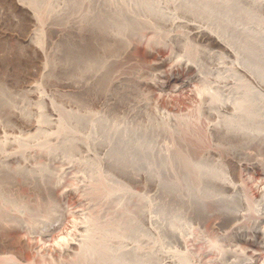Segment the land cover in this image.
I'll return each instance as SVG.
<instances>
[{"label": "rangeland", "instance_id": "obj_1", "mask_svg": "<svg viewBox=\"0 0 264 264\" xmlns=\"http://www.w3.org/2000/svg\"><path fill=\"white\" fill-rule=\"evenodd\" d=\"M53 1H55L54 4H51ZM110 1L0 0V264H68L69 261H72L69 255L74 256L76 253L74 256H77L76 261L72 257L74 263L70 264H75L79 259L81 260L77 264L83 263L84 260L87 262V258L90 260L87 264H118L119 256L117 259L115 258L116 261L112 260L113 263H109L110 260L97 263L95 257L80 255L76 252L78 249L70 251L73 255L69 252V254L61 253V257L57 256L59 253L52 254L53 252L49 251L51 244L55 245L58 239L66 237L65 228L69 229L67 226L72 220L71 212L81 208L82 199L79 197H82V192L67 194L65 186L76 185L79 187V180H76L79 176L77 162L80 163L83 160L89 161L91 166L95 167L96 165L97 168L94 170L98 169L106 176L110 184L105 185L119 188L112 189L118 191L116 194H119L120 198L122 191L129 194L128 196L125 194V197L127 196L125 200L131 201L129 205L133 204L129 210L132 211L136 203H148L149 200H152L154 204L145 205V210L151 209V206L156 210L162 207L161 210L165 209L163 211L167 212L168 216L173 217L174 215V217L180 218L189 224V229L194 227L193 231H196L197 239L193 235H187L190 242L195 240L191 242L192 245L189 241V244L187 243L191 246L189 250L193 253L206 250H209L210 253L211 245L218 247L227 245L234 257L231 255L230 260L225 264H235L232 263V260L235 257L236 259H238L237 257L243 258L242 255H247L246 259H243L245 263H264V249L262 248L264 237L256 236L253 232L257 229L256 227L259 228L260 224L264 225V222L259 223L260 216L261 221H264V216L263 214L258 216L257 213L254 216L253 209L248 205V200L250 201L252 198L254 200V197L256 200L260 199L257 196L259 182H263L261 173L262 166H264V136L255 140L240 135L234 136L226 130H220L218 133L213 131L212 125L219 121L223 122V115H227L229 112L223 110L220 103L214 110L205 109L208 104L205 105L202 102L204 104L202 105V100L199 99L202 82H199L201 80L196 77L197 72L194 69L186 68L180 62L182 55L190 57L195 52L192 58L199 57L204 66L209 62L208 59L215 57L220 59V64L223 66H231L233 56L226 52L221 45L213 43L211 39L207 38V41L205 38L200 39L194 35V30L160 16L157 18L155 16L148 17L146 20L151 18L150 22L154 21L152 24L154 28H157L156 33H159L158 37L160 35L161 42L158 41L160 38H157L158 42L151 39V36L154 38V35L151 34L153 31L151 27L143 30L144 41L139 38L141 37L139 33L138 35L134 33V37H131L133 28L136 30V27L134 24L131 28L130 19L127 20L130 21L128 25L126 18L123 17V13L127 12V5L122 6L123 2H118V0L113 3ZM34 2H38L35 11L31 7ZM106 2L107 4H105ZM239 2L241 5L254 9L253 4L247 0H239ZM110 5L111 7H109ZM105 6L107 7L105 8ZM38 8H41L42 11L37 10ZM78 9L81 13L83 11L84 14H89L82 13L81 16L85 17H81ZM86 10L89 11L86 12ZM231 10H235V8ZM255 14L264 21V8H257ZM124 16L126 15L124 14ZM221 16L228 18L225 15ZM229 16L231 25L227 31L231 34L236 26L233 19H237L239 15L237 11H234L229 12ZM143 17L145 19V16L142 15ZM121 20L126 22L122 23ZM217 20V23L210 27L220 31L221 19ZM121 23L127 24L126 27L131 28V31L125 26L123 27L127 30L122 28ZM123 29L127 35L130 33L129 36H126L131 42L125 37ZM156 33L153 32V34ZM177 34L182 36L180 42L172 38ZM124 37L126 39H123ZM131 38L135 40L133 43ZM149 39L151 41H148ZM152 40L155 41L154 46L151 45L154 44ZM229 40L237 46H241L239 43L243 42L240 41V35L234 37L229 35ZM187 41L194 52L184 54L182 53L184 52L183 45ZM203 75L211 82L210 86L215 88L221 86L226 88L227 86L228 90H224L222 87L220 89L222 92L217 90L223 94L225 92L227 96L230 94L231 84L228 85L218 74L205 72ZM239 77L248 82L253 81L246 74H239ZM254 84L256 83L253 81L252 85L254 86ZM218 91L217 93H219ZM223 94L221 95L223 96ZM224 96L226 95L224 94ZM226 97H221L222 101ZM172 119L178 120L182 128L181 133L170 125L173 122ZM188 123L191 125L188 126ZM93 124L97 128L98 138L103 139L104 132L109 133V138L103 144H95V142H91L92 139L84 142V138L92 130ZM61 126L70 131L68 134L71 137L66 134L67 139L63 141L64 143H56L55 134L57 131L59 132ZM188 128L194 129L193 132ZM91 133L94 134L90 131L89 134ZM68 138L78 139L75 140L78 145L71 143V140L69 141L71 145H68L66 141L69 140ZM43 143L57 145L59 163H53L44 155H39L42 153L43 148L41 149L40 145ZM20 154H22L21 159L19 158ZM31 155L36 157L33 162L50 166L52 169L47 171L48 175L45 174L46 179L44 178L42 181L44 183L33 178L30 173L32 171L31 164L34 165L28 160ZM182 155H187L190 162L197 163L199 169L187 168L185 165L188 161L185 162L183 157H179ZM24 156H27V160ZM180 159L182 162L184 161V164L180 163ZM48 172L58 173L62 180L61 184L63 183L62 186L60 184L55 186L51 183L52 180L49 179L51 173ZM47 177L50 181H47ZM228 184L234 185V188L238 186V189H241L240 192L232 186L229 187ZM197 186L207 192L219 195L226 204L223 208L227 210L223 208L214 210L208 200L209 206H203L199 201L194 203L195 199L186 203L184 200L188 198L181 197L180 190ZM176 189L179 192L175 191ZM239 193H243V196ZM74 196H77V199ZM115 196L113 193L108 199V201H112V197L116 199L114 203L112 202L115 205H111L112 208L117 207L119 202L117 201L119 197ZM109 204L108 206L104 205L107 206L105 211H103L105 208L103 206L101 210L100 207L97 208L95 215L96 217L100 216L97 219L102 218L100 213L103 216L106 215L103 217V221L110 220L109 213L113 212V209ZM199 204L201 207H198ZM245 206L248 207L247 211ZM54 207L58 208L61 214L57 221L62 229L58 230L57 226L52 229L51 233L35 235L30 227L32 222H29L32 220V215L34 213L46 214V211L47 214L51 213L54 211ZM243 207L245 208L242 209ZM205 208H209V210L204 214ZM228 210L230 211L228 212ZM121 211L123 212V207ZM220 212L223 213L222 217L221 214L218 216ZM250 213H252L251 216H246ZM240 214H243L246 220H243V217L240 218ZM138 215V217L134 216V220H137L136 224L138 223L136 225L138 231L134 232L137 234L139 232L147 233L142 229H150V225L148 226L144 214ZM225 215L228 218H225ZM111 216H113L112 213ZM140 217L144 220H140ZM210 218L213 219V224L209 220ZM222 218L224 219L222 220ZM231 218L235 219L234 222ZM217 219L219 225L216 223ZM253 219H255L254 222ZM255 221L258 223L256 224ZM184 222L180 225H185ZM240 222L243 224H239ZM133 224L135 223L133 222ZM132 226L134 227V225ZM237 228L240 229L237 230ZM246 229L250 233L248 230L246 232ZM261 229L264 230L263 227ZM62 230L64 231L60 232ZM157 230L160 231L164 254L161 252V255L154 256L157 258V262L152 264H169L168 259L163 258L164 255L166 258L168 255L164 251L177 254L185 252L186 248L176 232L174 233L171 229ZM130 232L132 235H129ZM187 232L183 233L186 235ZM63 233L65 235H62ZM135 233L128 231L127 234L130 239L134 240L129 239L132 243L129 240L127 242L132 246L128 244L130 247L124 248L125 251L128 249L134 251V253L130 251V257L127 256L129 254L125 256L127 260L137 259L140 256L136 253L139 242H137L138 239H134ZM201 233L203 234L202 238H198ZM228 234L234 237L230 238ZM237 234L246 236V241H237ZM204 235L207 237H203ZM208 237L210 238L208 239ZM214 237H217V240ZM204 238L206 241L204 240L205 242L202 243L201 239ZM230 239L232 240L230 241ZM197 240L199 241L196 242ZM261 240L262 243L259 244ZM36 241L38 242L37 247L32 246ZM135 241L136 247L133 245ZM195 242L201 243L197 245ZM44 245H46L45 248ZM135 248L136 250H134ZM42 249L46 251H41ZM47 251L49 253H45ZM207 251L206 253H208ZM242 252L245 253L242 254ZM216 253L213 252L214 257L211 256L212 252L211 255H205L204 261H207L208 258L217 259L220 257V254L219 256L217 254L216 257ZM235 254L237 255L235 256ZM158 257L161 259L158 260ZM195 259L197 258L195 257ZM162 260L164 263H161ZM197 260L199 262V259ZM197 260L196 262L193 260V264H202ZM85 262L83 264H86ZM127 263L132 264L128 261L124 264Z\"/></svg>", "mask_w": 264, "mask_h": 264}, {"label": "bare ground", "instance_id": "obj_2", "mask_svg": "<svg viewBox=\"0 0 264 264\" xmlns=\"http://www.w3.org/2000/svg\"><path fill=\"white\" fill-rule=\"evenodd\" d=\"M114 1L115 0H113V1L111 0L110 2L113 3ZM119 1L123 2L122 6L127 5V7H126L127 12L123 13V17L126 18L125 19L126 21L128 19H130V21H131V22L130 21H127V22L123 21L124 20V18H123V20H121L120 22H122V23L126 22L127 24H128V22H130L131 26L135 24L134 26L136 27V30H135V28H133V26L132 27L130 26L135 31L134 32L132 29L133 33H132L131 37H134L133 36L134 33L136 35H138V33H139V36H141L139 38L141 39V41H144L145 35L143 34V30L145 28L149 29L151 27V30H153V31H151L152 32L151 34L154 35L153 36L154 38H152V36H151V39L157 41V38H160V35L158 37L159 33H156V31H158V30H157V28H154V25H153L154 21L150 22V20L152 21L151 18H149V20H146V19L148 17L153 18L155 16L157 18L160 16L162 18L172 20L173 23H178V25H180V26L187 27V28H190L191 30H194L193 32H194V35L196 37H199L200 39L205 38L206 41H207V38H209L212 40L213 43L221 45V47H223V49H225L226 52L230 53V55L233 56V60H231V66H223L222 64H220L221 61H219L220 59H218V57H215L214 59L213 58L208 59L209 62H207V65L204 66L201 62V59H199V57L192 58V55L193 54L195 55V52H194V50H192L193 48L191 47L190 43H188V41H187V43L185 42V44L183 45L184 46V52H182V53L189 54V52H191V51L194 53H192V55H190V57H188L189 55H187V56L182 55L180 62H182V64L184 66H186V68L194 69L197 72L196 77L198 78V80L199 79L201 80L199 82H202V89H201V92L199 93V95H200L199 99L202 100L201 104H202V102L205 105L208 104L205 109L209 108V110H211V109L214 110L215 108L218 107L216 105L218 103H220L221 104L220 106H223V108H224L223 110L229 112V113H227V115H223V119L225 121L224 120H223V122L219 121L218 123L216 122L212 125L213 131L218 133V131H220V130L221 131L226 130L230 134H234V136L240 135V136L255 139V140H257V139L259 140L264 136V21L260 17H257L255 14V11L257 10V8H261V7L264 8V0H247L249 3L253 4L252 6L254 9H251L250 6H249L250 7L249 8V7H246V5H241L239 0H237V1H235V0H118V2ZM54 2L55 1H53L51 4H54ZM103 2H104V0H103ZM103 2H101V3H103ZM84 3H86V2H84ZM37 4H38V2H34L31 5V7L34 9V11H35V7H37ZM105 4H107V2ZM108 4H109V2H108ZM98 5L100 6V4H98ZM106 7L107 6H105V8ZM109 7H111V5ZM133 8H136V9L133 10ZM233 8H235V10H231ZM124 9H125V7H124ZM37 10L42 11L41 8H38ZM78 11H80V9H78ZM78 11H77V13H78ZM88 11L89 10H86V12H88ZM234 11H237L238 15H239L237 19H235V18L233 19L236 22V26L233 28V31H234L233 33L235 35L233 33L229 34L227 31L228 27L231 25V20H230L231 18L229 16V12H234ZM43 13H45V10H43ZM77 13L75 12L74 14L76 15ZM82 13L84 14L85 12L82 11ZM82 13L80 11L79 15L81 16ZM87 14H89V13H86L84 15H87ZM124 14L126 16H124ZM84 15H82L81 17H83ZM142 15L145 16V19H144V17L142 18ZM221 15H225L228 18L226 19L224 16H221ZM37 17H38V15H37ZM179 17H181V18H179ZM116 18H118V17H116ZM40 19L42 20L43 18H40ZM217 19H219V20L221 19L220 20L221 25L219 27L220 31H217V30L212 29L210 27V25L217 23V21H218ZM127 24H125V25L122 24V28H125L127 26ZM123 26H125V27H123ZM118 27H121V26L118 25ZM131 28H129V30ZM125 29H123L125 37L128 38V41L131 42L129 37H127L130 35V33H129V31H127L129 33V35H127ZM153 32H155L156 34H153ZM124 34H123V36H124ZM229 35L230 36L232 35V37H234L236 35H240V39H241L240 41H243V42L239 43L241 46H239V45L237 46L234 43L232 44V42L229 40ZM143 36H144V38H143ZM125 37L123 39H126ZM136 37H138V36H136ZM180 37L182 38V36H180V34H177V35H174L172 38L175 39L176 41L180 42V39H181ZM131 39H132V43H133L134 39L133 38H131ZM160 40H161V38L158 41L161 42ZM148 41H151V40L149 39ZM155 41H153L154 44H151V45L154 46ZM157 42H156V44H158ZM151 51H153V49H151ZM160 60L162 61V59H160ZM205 72H209L210 74H216V75L218 74V76H220V78H223L224 79L223 81H225L228 85L231 84L230 94L227 91V93L229 95L227 96V94L224 92V94L227 97L224 96V94L221 93L222 90H220L222 86L220 88L219 87L215 88L212 85L210 86L211 82H209V80L206 79V77H204L205 75H203ZM239 74H246V75L250 76L251 79L256 83V84H254V86L257 85L256 86L257 88L252 85L253 81L248 82L246 79L240 78ZM224 87H222V88H224ZM214 89H216V90L219 89L221 92L217 90L219 92V93H217V91ZM225 89H227V86H226V88H224V90ZM221 94H223V96ZM221 97H226V99L223 98L224 100L222 101ZM204 104H202V105H204ZM214 105H215V107H214ZM202 109H204V107ZM219 111H221V110H219ZM173 119H172L173 122L170 125L175 130H177V132L181 133L182 128L180 127L178 120H176V119L173 120ZM187 119H189V118H187ZM184 121H185V119H184ZM184 124H186V123H184ZM190 125L191 124H189L188 126H190ZM192 125H194V124L192 123ZM196 127H194V128H196ZM91 128H92V130H90V131L94 132L95 135L92 133L89 134L90 133V131H89L88 135H86V137L84 138V142L85 141L87 142V140L92 139L91 142L93 141V142H95V144L96 143L103 144L104 142H106L105 140L107 138H109V133L107 134V132H104L105 135L103 136V139L100 137L98 138L97 137L98 133L96 132V130H97L96 126L93 124ZM190 128H188V129H190ZM190 130H192V132H193L194 129H190ZM196 130H198V129H196ZM69 132L70 131L68 129L61 126V128L59 129V132L57 131V134H55L56 140L55 139L54 140L56 141V143H61L65 139H67L66 134H68ZM100 135H101V133H100ZM52 136H54V135H52ZM63 137H65V138H63ZM68 137H71V136L68 134ZM70 140L72 141L71 143H76L75 140H78V139L73 140L72 138H70L69 140H66L68 142V145H71V144H69ZM67 142H66V144H67ZM76 144L78 145V143H76ZM40 146H42L41 149L43 148L42 153L39 154L40 156L44 155L47 159L51 160L53 163H59L60 158L57 156L58 155L57 145H53L51 143H43V145H40ZM70 149H71V147H70ZM178 155H180V154H178ZM24 157H26V160H27V156H24ZM179 157L180 158L183 157L185 159V162H186V160L188 161L185 165V166H187V168L193 167V168L199 169V165H197V163L195 164V163L190 162V159L187 155H182ZM19 158L20 159L22 158V154L19 155ZM35 158L32 157V155H31L30 159H28V160L31 161V163H32L33 160H35ZM183 162L181 160L180 163H183ZM77 163L79 165L78 166L79 176L78 175H77L78 177L76 176L77 177L76 180H79V182H78L79 187L76 185L70 186V187L65 186L66 190L65 189L64 190L66 191L67 194H70V193L77 194V193L82 192L81 194H83V195L81 198L78 195L79 199H82V201L80 200L81 201L80 202L81 208H77L71 212L72 220H71V223L69 221V226H67V227H69V229L65 228V231H66L65 233L67 234L66 237L65 236L64 237L59 236V237H61L60 240L58 239L59 243L56 241L55 245H53V244H51L52 246L50 245L51 247H49V248H51V249L49 251H51V253L53 252L52 254H54V252H56V254L59 253V255L57 254V256L61 257V253H68V252L71 253L70 252L71 250L73 251L74 249H76V250L78 249L76 252L80 253V255L83 254L86 257L92 255L93 257H95V260L97 263L98 262L102 263V262H105L107 260L111 261L109 263H113L112 260H115V258L117 259L119 256L120 259L119 258H118L119 260L117 259L118 264L120 262H121V264L122 263L124 264V263H126V261L131 262L132 264L133 263L134 264H136V263L137 264H139V263L140 264L141 263L142 264H144V263L145 264H152L155 261L157 262V258H155L154 256L157 257V256L161 255V252L163 253V248H162V243H161L162 240L160 239V231H158L157 229H159V230H164V229L170 230L171 229L174 233L176 232L179 235V237L181 238L179 240H181L182 244L185 246L186 251L183 253H177V254H170V253H167L166 251H164L165 254H168V255H167V258L165 257V255L163 256V258H165L166 260L168 259L167 262L169 264H193L194 263L193 260H195V262H196L197 259H199V262H198V260H197V262L202 263V264H225L228 260H230L231 255H233L232 257H234V254L231 252V249L227 248V245L222 246L223 245L222 243H221L222 247H218L216 245L215 246L211 245L210 246L211 249L208 248V249L212 250L211 251L212 254H213V252H214V254H215V252H217L216 257H217V254H218V256L220 254V257H217V259H213L214 254L211 255L210 254L211 252L209 253V250L208 251L206 250L208 253H206V251H200L198 253H193L191 250H189V248H191V246H190V245H192L191 242L195 241V240H192L190 242L187 239V237H189L190 235H193V237L194 236L196 237V231L195 230L193 231L194 227H193V229H189V226H188L189 224L188 223L186 224V222H184L180 218H178L176 216L174 217V215H173V217L168 216V213L164 212L165 209H163L164 211L161 210L162 207L157 209V210L160 209L159 211H157L156 208L153 206H151L152 207L151 209L149 208V210H145V205H147V204L153 205L154 204L152 202V200H149L148 203L147 202L136 203L134 205L135 208L132 209V211L129 210L130 209L129 207H131L133 204L130 206L129 204H131V203H129V202H131V201L125 200V198H127V196L129 195L128 193H125V191H122L121 198H123V199H121L120 195L116 194L118 191L117 192L114 191L115 189H119V188H115V186L110 187L108 185H105L108 183L110 184V182L108 181L106 176H104L102 174V172L100 170H98V169L94 170L95 168H97L96 165H95V167L91 166L92 164L87 160L86 161L83 160L82 162H80V163L77 162ZM33 164L34 165L31 164L32 171L30 172L33 175V178H36L39 182L44 181V178H45L44 176H45V174H47V171L52 170L51 167L45 166V165L43 166V164L39 165V164L35 163V161L33 162ZM256 164H258V163H256ZM260 166H262V165H260ZM260 166H258V167H260ZM262 167H263V170H262L261 174L263 176V182H259L258 196H257V198H260V199L256 200L255 199L256 197H254V200L252 198V199H250L251 202L249 200H248L249 203L247 202L248 205L251 207V209H253V213L255 214L254 216H256V213L258 214V216H259V214H263V216H264V166H262ZM185 169H186V167H185ZM186 170H188V169H186ZM53 171H55V170H53ZM260 172H261V170H260ZM48 173H51V175H50L51 177H49V179L52 181H50L48 179V177H47V181L49 180L55 186L56 185L59 186V184L62 186L63 183L61 184L62 180H60V178H59L60 175L58 173H57L58 176H57V174H55L53 172H48ZM195 175H197V174H195ZM42 183H44V182H42ZM53 184H52V187H53ZM230 186H232L234 188V185L231 184V185H229V187ZM112 188H115V189H112ZM238 188L239 187L237 186V188H234V189L235 190L237 189L240 192L241 189H238ZM177 189L175 191L179 192V190H177ZM232 191L234 192V190H232ZM173 192H174V190H173ZM113 193H115V195H116L115 197H117V196L119 197V198H117L118 199L117 201H119L118 205L115 208H112L111 205L115 206L113 203L116 199L112 197L113 200L108 201V199L111 198ZM119 193L121 194V191ZM125 194H127L126 197H125ZM131 194H133V193H131ZM179 194H181V197L186 196V198L189 199V200L188 199L184 200V201H186V203H188L187 201L192 202V200L195 199L194 203H196L195 201H199V203L201 205L209 206V204L207 202V200H208L210 202V205L212 206L211 208H213L214 210L216 208H223L226 205L219 195L207 192L205 189L203 190L202 187H198V186L182 189V190H180ZM179 194H177V195L179 196ZM239 194H242V196H243V193H239ZM74 197H76V199H77V196H74ZM243 198H246V197H243ZM247 199H249V198H247ZM247 199H245V200L247 201ZM108 202H110V203L113 202V203L109 204ZM132 202H134V201H132ZM106 204H107V206L109 204L111 206V208L113 209L112 210L113 212H111L113 214V216H111V213H109L110 214V220L106 221V219H105L103 221V217H105L106 215L103 216L102 214L99 213V215L102 216V218H101L102 220L100 218L97 219L98 217H100L98 215L96 217V215H95L97 208L100 207L99 209L101 210V207L103 206V208L105 207L103 211H105L107 206H104V205H106ZM190 205H191V203H190ZM192 205H194V204L192 203ZM201 205L198 207H201ZM247 206H245V207H247ZM122 207H123V212L121 211ZM245 207H243L242 209H244ZM135 209H139V210H135ZM205 209H206V211H205ZM205 209H204V214H205V212H208L209 208L208 209L205 208ZM223 209H225V208H223ZM86 210H87V212L88 211L89 212L87 213ZM225 210H227V209H225ZM247 210H248V207L246 208V211ZM229 211L230 210H228V212ZM246 211H243V212L245 213ZM141 213L144 214V216L146 217V221L148 222L147 223L148 226L150 225V229L149 228L142 229L144 232H147V233L142 234L139 232L137 234V232L135 233L134 231H138V228L136 226L138 223L136 224L137 220H134V216L135 215L137 216L138 214H140L142 216ZM211 213H212V211H211ZM220 214H221V212L218 214V216ZM222 214H221V217L223 216ZM232 214H234V213H232ZM237 214H239V213H237ZM251 214L252 213L247 214L246 216H251ZM60 215L61 214L59 212V209L58 208L55 209V207H54V211H52L51 213L49 212L48 214H47V211H46V214H44V213L43 214L42 213H36L35 214L34 213V215H32L33 218L31 217L32 220L29 221V222H32V223H30V227L32 228L31 230H33V233L35 235L36 234L45 235L48 232L51 233L52 229L57 228V226H58V230L62 229L61 227H59L60 225L57 221V219L60 218ZM216 215H217V213H216ZM171 216H172V214H171ZM235 216L231 215V217H235ZM69 217H70V213H69ZM137 217H135V218L137 219ZM206 217L208 218V216H206ZM242 217H243V214L241 215L240 218H242ZM211 218L209 220H211V223L213 224V222H212L213 219H211ZM225 218H228V217H226V215H225ZM260 218H261V216H260ZM260 218H259V223L264 222L263 220L261 221ZM141 219L142 218L140 217V220ZM223 219L224 218H222V220ZM231 219L234 222L235 219H233V218H231ZM142 220H144V219H142ZM243 220H246V218L243 217ZM254 220L255 219H253V222H254ZM146 221H138V222L142 223V222H146ZM229 221H230V218H229ZM236 221H237V219H236ZM133 222L135 224H133ZM183 222L185 223V225H180V223L182 224ZM216 223L218 224V219L216 220ZM255 223H256V221H255ZM257 223H258V221H257ZM128 224H130V226H127ZM217 224H215V222H214L215 227H217L216 226ZM239 224H241V222ZM242 224H243V222H242ZM132 225H134V227ZM249 225L250 224H248V227H250ZM260 225H259V228L256 227L257 229H255L253 232L255 233L256 236L261 235V237H264V230L261 229L262 227L264 228V225L262 224L261 228H260ZM241 228L243 229V227H241ZM251 228H249V230ZM238 229H240V228H237V230ZM231 230H234V229H231ZM247 230L248 229H246V232H247ZM63 231L64 230H62L60 232H63ZM128 231H133V234L135 233L134 239L135 240L138 239L137 242H139V244L137 243L138 244L137 245L138 250H136V248L134 249V250H136V253H138V255H140L137 257V259L131 258V259L127 260L125 257L127 254H129L131 252L134 253V251L131 248H130L131 250L128 249V251L124 250V248L127 247L129 244V242H127L130 239L129 235L130 234L132 235L131 232L129 233V235H127ZM197 231H198V229H197ZM183 232H187L186 235ZM198 232H200V231H198ZM243 232H242V234H243ZM58 233H59V231H58ZM155 233H157V234L155 235ZM249 233H250V231H249ZM240 234H241V232H240ZM62 235H65V234L63 233ZM187 235H189V236H187ZM202 235H203L202 233H201V236L199 234L198 238H200V237L202 238ZM37 236H39V235H37ZM246 236H247V233H246ZM203 237H207V236L204 235ZM232 237H234V236H232ZM232 237L230 236V238H232ZM236 237L235 238L239 242L246 241V238L243 235L240 236L237 234ZM209 238L210 237H208V239ZM214 238L216 239L217 237H214ZM196 239H197V237H196ZM255 239H257V238H255ZM130 240H132V239H130ZM139 240H141V241H139ZM204 240H205V238L201 239L202 243L206 241V240L205 241ZM218 240H220V239H218ZM231 240L232 239H230V241ZM262 240H261V242H259V244L262 243ZM132 241H134V240H132ZM132 241H130V242L132 243ZM188 241H189V243H191L190 245H187ZM198 241L199 240H197L196 242H198ZM34 243L35 242H33L32 246H34V245L36 246V244L38 242L36 241V243L35 244ZM135 243H136V241L133 243V245ZM25 244H27V243H25ZM199 244H197V245H199ZM129 245H131V244H129ZM197 245H194V246H197ZM45 246L46 245H44V248H45ZM187 246H188V248H187ZM228 246H230V245H228ZM129 247L130 246H128V248ZM237 247H235V248H237ZM239 247H240V245H239ZM262 248L264 249V245L262 246ZM36 249L39 250L38 248H36ZM47 250H48V246H47ZM122 250H123V252H121ZM41 251H46V250L42 249ZM49 251H47L45 253H49ZM233 252H238V251H233ZM244 253L242 252V254H244ZM56 254H55V256H56ZM156 254H158V255H156ZM208 254L213 256L212 257L213 260L211 258H210L211 260L208 258L207 261H204V257H206ZM39 255H40V251H39ZM63 255H62V257H63ZM71 255H73V254L71 253ZM236 255L237 254H235V256ZM48 256H49V254H48ZM74 256L69 255V257H71L72 261L68 260L69 261L68 264L73 262L72 257H74ZM92 256H90V257H92ZM127 256L130 257L131 255L129 254ZM246 256L242 255L243 258L237 257L238 259H236V257H235L236 260L233 259L232 263L248 264L249 262L245 263V261H243V259H246ZM195 257L197 259H195ZM232 257H231V259H232ZM75 258H77V256L74 257V261H76ZM82 259H86V258L84 257ZM159 259H161V258L158 257V260ZM79 260H81V259H79ZM79 260H78V262H75V264L79 263ZM95 260H94V262H95ZM86 261L87 262H85V260H84V262L86 264L88 263V261L90 262L89 258H87ZM83 263H81V264H83ZM161 263H164V260H162ZM127 264H129V263H127ZM157 264H160V263H157ZM261 264H264V263H261Z\"/></svg>", "mask_w": 264, "mask_h": 264}]
</instances>
